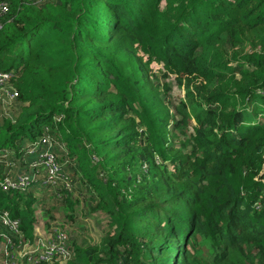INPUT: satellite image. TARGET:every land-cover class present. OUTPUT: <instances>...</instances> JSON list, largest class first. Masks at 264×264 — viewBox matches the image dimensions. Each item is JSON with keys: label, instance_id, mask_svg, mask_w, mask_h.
I'll return each mask as SVG.
<instances>
[{"label": "trees", "instance_id": "trees-1", "mask_svg": "<svg viewBox=\"0 0 264 264\" xmlns=\"http://www.w3.org/2000/svg\"><path fill=\"white\" fill-rule=\"evenodd\" d=\"M1 4L0 71L15 76L0 94V261L28 264L1 212L33 243L34 207L56 198L41 218L67 236L66 264H264V0ZM43 140L56 188L35 168ZM28 174L25 191L3 190ZM84 191L86 217L110 218L99 245L82 243Z\"/></svg>", "mask_w": 264, "mask_h": 264}, {"label": "built area", "instance_id": "built-area-1", "mask_svg": "<svg viewBox=\"0 0 264 264\" xmlns=\"http://www.w3.org/2000/svg\"><path fill=\"white\" fill-rule=\"evenodd\" d=\"M8 9L6 5H0V19L6 15ZM15 76L14 72L0 71V94L10 95V91L6 88V85ZM50 145L47 140H43L42 143H37L34 149L37 152V163L35 168L43 167L47 172V177L44 179V184L51 185L52 187H58L60 166L56 154L52 148L47 147ZM47 147V148H46ZM52 147V146H51ZM35 174L20 175L18 180H14L12 177H7L3 180L2 188L4 191L22 190L25 191L27 186L35 180ZM2 223L11 232L17 233L19 239V246L17 250V257L19 260L26 259L28 264H46L58 262L60 264H66L65 261L72 256V251L67 247V236L60 234L57 239H54L49 229L44 228L42 222H38L35 226L34 242H25L21 229V221L18 218H13L9 211L5 210L1 212ZM63 232V231H62ZM8 244H11L9 237H6ZM5 257H9V253L6 251V244L4 249ZM5 259V258H4ZM0 261V264H17L14 258L10 261Z\"/></svg>", "mask_w": 264, "mask_h": 264}, {"label": "rangeland", "instance_id": "rangeland-1", "mask_svg": "<svg viewBox=\"0 0 264 264\" xmlns=\"http://www.w3.org/2000/svg\"><path fill=\"white\" fill-rule=\"evenodd\" d=\"M153 69L155 74L159 75V70H158V66L153 65ZM165 82H168L171 86V98L174 101V105L175 106H180L179 103L181 101H183L184 95L186 94V85L182 86V87H178L177 82L175 80V77H170L167 80H165ZM257 122H260V119H256ZM82 192V190H80ZM20 192H23L22 190H20ZM80 192L77 191V196H75V200H79L80 199ZM83 204L80 203V205H77L78 208V221L83 220L88 222V229H89V235L86 237V239L82 242L85 246L89 245H99V243L103 240V237L105 236V233H107L109 231V229H111L110 226V218L108 217V215H106L104 212H94V213H89L88 215H90V217H86V202L88 200L92 201L91 206H95L96 205V197L95 194L89 191H84L83 195ZM56 198H51L50 201H48V199H46L47 205L45 207L41 206V205H37L36 209L34 207V214L35 216L38 218V220H43L44 223H48V221H50V219H48L47 221L41 218V212L42 210L44 211L45 208L49 209L51 206V203H55ZM81 201V200H80ZM24 207V204H23ZM88 209V207H87ZM90 210V208L88 209ZM55 222V223H59L61 225L65 224L67 225L68 229H72L73 227H75V225H71L69 222H71L68 218H66L64 215H60L57 214V218L53 219V221H51L50 223ZM147 225V221L145 223ZM63 225V226H65ZM81 243V244H82ZM82 247V246H81ZM0 258L2 259V249H1V243H0Z\"/></svg>", "mask_w": 264, "mask_h": 264}, {"label": "clouds", "instance_id": "clouds-1", "mask_svg": "<svg viewBox=\"0 0 264 264\" xmlns=\"http://www.w3.org/2000/svg\"><path fill=\"white\" fill-rule=\"evenodd\" d=\"M9 213H10V212H9ZM20 221H21V220H20ZM38 222H42V223H44L43 220L40 221V220L37 219V220L35 221V223L37 224ZM21 225H22V223H21Z\"/></svg>", "mask_w": 264, "mask_h": 264}]
</instances>
